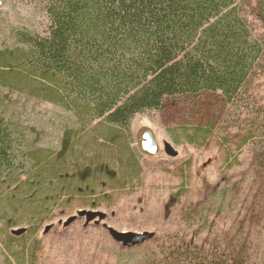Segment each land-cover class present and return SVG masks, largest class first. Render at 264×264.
<instances>
[{
	"label": "trees",
	"instance_id": "16d2710c",
	"mask_svg": "<svg viewBox=\"0 0 264 264\" xmlns=\"http://www.w3.org/2000/svg\"><path fill=\"white\" fill-rule=\"evenodd\" d=\"M40 3L48 29L11 30L12 44L0 52V83L24 86L63 113L57 117L65 121L70 115L71 126L63 130L61 150L50 153L0 102V201L19 186L26 195L51 202L62 201L66 190L83 189L89 191L84 196L94 197L118 168L126 181L137 179L140 165L130 149L133 120L177 99L198 114L211 94L219 95L227 110L246 107L251 120L245 139L264 151V107H249L252 86L264 70V37L248 20L254 17L264 29V0ZM83 160L90 165H79L81 173L77 162ZM33 207L35 214L45 211ZM158 249L157 264L247 263L234 251L224 257L206 254L179 236Z\"/></svg>",
	"mask_w": 264,
	"mask_h": 264
},
{
	"label": "rangeland",
	"instance_id": "374dc122",
	"mask_svg": "<svg viewBox=\"0 0 264 264\" xmlns=\"http://www.w3.org/2000/svg\"><path fill=\"white\" fill-rule=\"evenodd\" d=\"M41 1L0 0V52L12 44V29L39 34L48 29ZM250 18L255 34L264 37L262 25ZM250 99L251 109L264 107V70L256 77ZM0 102L10 117L38 136L41 147L50 153L61 150L70 115H64L65 121L57 117L63 115L60 110L17 84L0 83ZM193 107L177 99L133 120L135 143L130 149L140 165L137 179L126 181L118 168L114 180L106 175L96 196H84L89 191L83 189L66 190L57 202L28 196L20 186L7 190L3 198H10L0 201V264H157L158 247L168 246L175 236L191 239L206 254L224 257L234 251L245 256L246 264H264V151L245 139L249 109L227 110L219 95L212 94L205 96L201 114ZM144 126L155 132L160 146L155 156L138 149L136 133ZM165 144L177 156L167 155ZM79 165L90 162H77V169ZM35 204L45 211L35 214ZM80 211L99 212L104 219L86 224ZM73 217L76 220L68 225ZM108 228L153 237L126 248L112 239ZM19 229L26 232L14 235Z\"/></svg>",
	"mask_w": 264,
	"mask_h": 264
},
{
	"label": "water",
	"instance_id": "95a60500",
	"mask_svg": "<svg viewBox=\"0 0 264 264\" xmlns=\"http://www.w3.org/2000/svg\"><path fill=\"white\" fill-rule=\"evenodd\" d=\"M136 143L139 151L146 156H155L160 149L155 132L147 126L140 128L136 133ZM165 152L171 157L177 156V151H175L174 148L169 144H165ZM78 216L86 218V224H90L91 222L95 221L97 217L100 220L104 219V214L99 212L80 211L78 213ZM75 220L76 217H73L68 220L67 224L70 225ZM49 229L50 228H46V232L49 231ZM25 232V229L13 231L14 235L17 236L22 235ZM108 232L115 242L122 244L126 248H134L143 245L153 237V234L148 232L142 234L132 232H119L113 228H108Z\"/></svg>",
	"mask_w": 264,
	"mask_h": 264
}]
</instances>
